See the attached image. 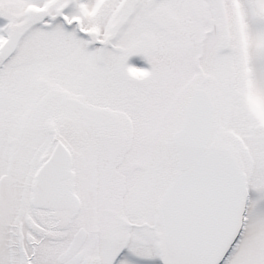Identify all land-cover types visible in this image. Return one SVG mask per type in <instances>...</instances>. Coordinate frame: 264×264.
<instances>
[{
    "label": "snow or ice",
    "instance_id": "1",
    "mask_svg": "<svg viewBox=\"0 0 264 264\" xmlns=\"http://www.w3.org/2000/svg\"><path fill=\"white\" fill-rule=\"evenodd\" d=\"M0 264H264V0H0Z\"/></svg>",
    "mask_w": 264,
    "mask_h": 264
},
{
    "label": "flooded vegetation",
    "instance_id": "2",
    "mask_svg": "<svg viewBox=\"0 0 264 264\" xmlns=\"http://www.w3.org/2000/svg\"><path fill=\"white\" fill-rule=\"evenodd\" d=\"M132 62L133 63H136L137 66H144V67H146V65H143V63L141 61H139L138 59H136V58H133V61Z\"/></svg>",
    "mask_w": 264,
    "mask_h": 264
}]
</instances>
